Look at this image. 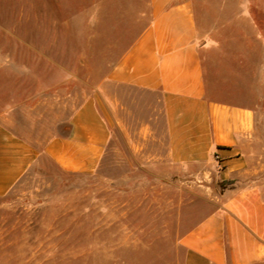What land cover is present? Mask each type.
Wrapping results in <instances>:
<instances>
[{
  "label": "rangeland",
  "instance_id": "374dc122",
  "mask_svg": "<svg viewBox=\"0 0 264 264\" xmlns=\"http://www.w3.org/2000/svg\"><path fill=\"white\" fill-rule=\"evenodd\" d=\"M145 1L0 0V111L20 104L17 129L41 144L90 93L105 108L109 88L120 96L126 127L142 141L154 133L158 148L146 150L164 153L158 95L105 81L148 22ZM58 67L67 81L55 92L49 88ZM237 79L236 101L257 96L258 143L248 161L264 183V75L257 91L251 76ZM54 93L59 124L48 105L35 108ZM116 142L93 173L66 172L43 155L0 196V264H183L182 235L216 208L225 184L152 163L162 154L134 153L122 129Z\"/></svg>",
  "mask_w": 264,
  "mask_h": 264
},
{
  "label": "crops",
  "instance_id": "0c3cea01",
  "mask_svg": "<svg viewBox=\"0 0 264 264\" xmlns=\"http://www.w3.org/2000/svg\"><path fill=\"white\" fill-rule=\"evenodd\" d=\"M144 4L148 22L113 62L105 81L158 95L164 153L146 150L158 148L152 144L158 139L154 133L146 132L142 141L126 127L120 96L109 88L105 108L101 96L90 93L68 124H60L41 144L17 129L14 112L21 105L12 104L0 111V196L43 155L66 172H96L122 129L134 153L162 154L152 163L166 161L217 182L231 180L217 195L216 208L182 235L183 264H264V183L255 180L248 161L258 143L257 96L255 102L252 95L250 102L235 100L237 76H251V90L257 91L264 75V2ZM66 75V68H55L49 90L59 91ZM56 99L59 93L48 95L35 108L48 105L59 124Z\"/></svg>",
  "mask_w": 264,
  "mask_h": 264
},
{
  "label": "trees",
  "instance_id": "16d2710c",
  "mask_svg": "<svg viewBox=\"0 0 264 264\" xmlns=\"http://www.w3.org/2000/svg\"><path fill=\"white\" fill-rule=\"evenodd\" d=\"M231 182V180L223 181L224 184Z\"/></svg>",
  "mask_w": 264,
  "mask_h": 264
}]
</instances>
